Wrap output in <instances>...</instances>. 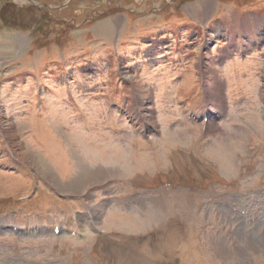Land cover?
Here are the masks:
<instances>
[{
	"label": "rangeland",
	"instance_id": "rangeland-1",
	"mask_svg": "<svg viewBox=\"0 0 264 264\" xmlns=\"http://www.w3.org/2000/svg\"><path fill=\"white\" fill-rule=\"evenodd\" d=\"M1 1L0 222L27 233L0 231V264H264L261 51L187 48L203 7L224 30L264 0ZM212 63L221 117L203 133L181 110L203 107Z\"/></svg>",
	"mask_w": 264,
	"mask_h": 264
},
{
	"label": "crops",
	"instance_id": "crops-1",
	"mask_svg": "<svg viewBox=\"0 0 264 264\" xmlns=\"http://www.w3.org/2000/svg\"><path fill=\"white\" fill-rule=\"evenodd\" d=\"M203 9H204V11H203L204 14H199L200 16L202 15L203 18H200V20H198V22L197 21L196 22L200 24L199 21H202L201 25H204L203 27H205V25L207 23L206 21H208V19L206 17H209L208 12L210 10H208V7H203ZM230 12H231L230 16L228 15L225 17L224 23H225L226 28L230 29V31L233 33V34L232 33L230 34L231 36L240 35L241 42H245L247 38L249 40H251V38H253V36H255L256 34L259 33L258 36L260 38H258V40H260L261 38L264 39V35H261L262 34L261 31H264V15H262V14L259 15L256 13H245L243 15H240L238 13V11H235V10L230 11ZM205 19H207V20H205ZM191 20L194 21L193 19H191ZM214 30H215L214 27H209L208 29L206 28V33L208 34V38L206 39V42L204 43V45H207V47L210 46V44L214 41V38L211 37V33L213 34ZM247 32H248L249 36H246ZM221 34L224 35L225 33L222 31ZM231 43H232V41L229 38L228 45L230 47H231ZM246 46H249V45H246ZM262 62H264V61H262ZM202 65L204 66V64H202ZM213 66H214V64L212 63V65L210 67L207 66V68L209 67L208 70L207 71L205 70L207 72V75L209 74L208 75L209 77L212 76L211 77L212 80L209 77L206 78V72H204L203 68L202 69H203V75L205 77V81H206V79L208 81L211 80L210 83L208 84L209 87H207L211 106H212V108L219 110L220 108H219V105L217 104L218 103L217 99H220V96L222 95L221 90L219 89L221 87V84L218 87L216 86V78H218V77H217L216 69H214ZM135 83L137 85V88L139 89V93H138L139 96L143 95V93H141V92H144V91H142V89H145L146 87H144V88L139 87V82L137 80L135 81Z\"/></svg>",
	"mask_w": 264,
	"mask_h": 264
},
{
	"label": "bare ground",
	"instance_id": "bare-ground-1",
	"mask_svg": "<svg viewBox=\"0 0 264 264\" xmlns=\"http://www.w3.org/2000/svg\"><path fill=\"white\" fill-rule=\"evenodd\" d=\"M252 19V18H251ZM227 22V21H226ZM230 23V22H229ZM246 28V27H245ZM248 33V32H247ZM262 37V36H261ZM254 38V37H253ZM229 48V47H228ZM246 53V52H245ZM220 85V83H219V80H218V78H216V86L218 87ZM139 87H142V85L141 86H139ZM143 88V87H142ZM142 91H145V92H147L145 89H142ZM144 94V93H143ZM149 94V93H148ZM145 95V94H144ZM143 95V96H144ZM219 112V111H218ZM212 125V124H211ZM91 220V219H90ZM90 220H89V222H90ZM92 221L94 222V216L92 215Z\"/></svg>",
	"mask_w": 264,
	"mask_h": 264
},
{
	"label": "flooded vegetation",
	"instance_id": "flooded-vegetation-1",
	"mask_svg": "<svg viewBox=\"0 0 264 264\" xmlns=\"http://www.w3.org/2000/svg\"><path fill=\"white\" fill-rule=\"evenodd\" d=\"M10 1V0H9ZM4 3L5 5H9L10 3H7L8 1L7 0H2L1 3Z\"/></svg>",
	"mask_w": 264,
	"mask_h": 264
},
{
	"label": "water",
	"instance_id": "water-1",
	"mask_svg": "<svg viewBox=\"0 0 264 264\" xmlns=\"http://www.w3.org/2000/svg\"><path fill=\"white\" fill-rule=\"evenodd\" d=\"M30 3H32V2H30Z\"/></svg>",
	"mask_w": 264,
	"mask_h": 264
}]
</instances>
